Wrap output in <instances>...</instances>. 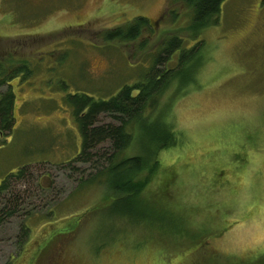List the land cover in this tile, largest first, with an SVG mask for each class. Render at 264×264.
Wrapping results in <instances>:
<instances>
[{"label": "rangeland", "instance_id": "1", "mask_svg": "<svg viewBox=\"0 0 264 264\" xmlns=\"http://www.w3.org/2000/svg\"><path fill=\"white\" fill-rule=\"evenodd\" d=\"M135 16L152 30L135 42L100 43L99 31ZM217 20L197 36L208 56L197 84L169 109L183 141L159 158L173 179L161 180L159 169L140 194L143 215L135 202L145 220L134 223L103 204L113 198L107 173L92 177L109 142L91 160H74L73 108L52 90L64 83L69 93L103 98L135 81L165 36L193 44L187 9L172 0H0V60L11 53L37 65L27 81L10 82L16 121L0 143V182L24 170L0 192V204L20 199L0 222V264H264V0H224ZM58 50L59 61L50 56ZM97 120L118 124L106 113Z\"/></svg>", "mask_w": 264, "mask_h": 264}, {"label": "trees", "instance_id": "2", "mask_svg": "<svg viewBox=\"0 0 264 264\" xmlns=\"http://www.w3.org/2000/svg\"><path fill=\"white\" fill-rule=\"evenodd\" d=\"M172 1L181 4L189 13L186 30L194 40L193 44L186 43L177 33L165 36L157 50L149 55L147 65L142 63L145 65V70L138 74V78L131 83H123L114 92H106L103 98H95L88 92V95L74 90H71L74 93H69L64 83H59L56 85L57 88L51 89L60 94L61 101L66 106L72 105L73 108L72 115L80 137L79 152L76 153L74 160H91L97 145L104 141L109 142V152L100 153L101 157H105L103 159L105 164L101 163V167L95 165L99 169L92 177L107 173L103 185L110 189V194L106 197L113 198L103 204L109 207L112 214L125 216L134 223L145 220L144 217L138 216L143 215L140 214L143 213L141 207H145L142 206L140 194L145 185L161 169L159 154L183 141V133L175 131L169 119V109L175 98L188 92L190 84H197L199 71L208 57L203 39H197V36L204 28L218 22V14L224 2V0ZM167 13L173 19L178 16V11L174 8ZM151 30L152 25L148 18L135 16L128 23L99 31L97 37L100 43L120 45L123 42H135L145 31ZM91 43L96 44L95 41ZM59 51L58 54L50 53V56L55 60L58 59L62 56ZM2 59L0 87L5 86V89L0 91V143L10 136L8 134L12 132L16 121V96L10 82L15 79L20 82L27 81L34 75L37 67L27 59L18 58L11 53ZM49 83L50 80H47V85ZM169 86L173 87L172 93L165 104H160V98ZM101 113L112 115L118 124L97 123V116ZM133 144L137 147L135 154L130 152V148L135 147ZM166 166L163 173L161 169L163 174L161 180L171 181L172 166ZM23 170L24 168L20 167L8 173L0 182V192L7 189L9 178L21 177ZM89 176L82 179L81 184L90 178ZM164 185L165 188L166 184ZM19 200L15 196H9L0 204V222L3 216L14 213L15 205ZM135 202L139 203L138 215ZM70 221L73 222L71 218L63 222ZM63 234L56 233L57 236ZM50 235L54 237L55 233ZM46 244L41 253L49 249L48 240ZM66 252L67 250L64 251ZM34 261L31 260L30 264H34Z\"/></svg>", "mask_w": 264, "mask_h": 264}, {"label": "flooded vegetation", "instance_id": "3", "mask_svg": "<svg viewBox=\"0 0 264 264\" xmlns=\"http://www.w3.org/2000/svg\"><path fill=\"white\" fill-rule=\"evenodd\" d=\"M18 81V80H17ZM14 92V91H13ZM15 94V93H14Z\"/></svg>", "mask_w": 264, "mask_h": 264}]
</instances>
